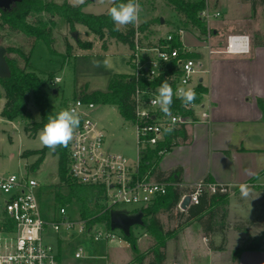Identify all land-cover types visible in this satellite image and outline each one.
Segmentation results:
<instances>
[{"label":"rangeland","instance_id":"obj_1","mask_svg":"<svg viewBox=\"0 0 264 264\" xmlns=\"http://www.w3.org/2000/svg\"><path fill=\"white\" fill-rule=\"evenodd\" d=\"M55 1L59 4L68 1L73 5L84 4L83 10L93 14H105L111 7L113 0H45ZM209 6L216 8L215 3L219 2L217 9L221 16L213 17L212 26L219 30V36L227 40V35L246 33L250 39L264 40V0H208ZM141 5L140 18L134 27L145 26L143 36L145 42H151L152 39L166 34L179 24L184 23V16L177 13L165 0H139ZM38 19L49 20L50 15L46 12L41 14H31L29 20L36 22ZM164 20L163 23L161 20ZM56 25L53 27L54 48L57 53L52 52L45 41L40 40L36 43L33 52L30 50L33 46V38L25 34L15 32L8 26H0V43L7 49H21L29 55L26 60L16 51H7L6 57L10 60H16L17 64L26 69L36 71L45 80V89L48 92L49 103L56 112L68 107L72 101L83 94H92L94 92H106L110 83L120 74L129 75L133 73V67L129 63L127 55L130 54L129 45L118 41L115 38L106 36L104 38L91 33L88 28L82 24H75V28L61 17H55ZM1 21V20H0ZM132 25L120 27V30L127 32ZM187 33L184 35V42L191 46L193 51L200 54L199 66L200 72L195 76L206 77V71L209 68V49L205 37L197 27L188 25ZM78 31V39L72 36V31ZM229 34V35H230ZM90 44V48H81L78 41ZM218 39L211 35L210 44L214 51L225 49L226 45L218 44ZM71 45L70 53H67V46ZM109 48V49H108ZM107 50V51H106ZM212 56H219L212 54ZM100 61V66L96 67L93 61ZM107 60L105 65L103 62ZM118 72V73H117ZM122 72V73H121ZM120 73V74H119ZM61 77L60 82H54V77ZM56 91V92H55ZM5 102V98L0 99V109ZM29 108L32 113V119L22 120L16 118L12 121L3 118L0 114V175L9 176L17 174L20 177H35L41 185L39 199L46 219H58L59 209L62 205L56 202V192L67 193V186L62 183L59 177L58 155L55 151L46 149L44 160L41 165L34 169V163L39 158V154L23 157L26 150H39L44 148L38 139V133L34 137L31 131H26V126L32 128L33 121L40 120L39 108L30 98ZM198 110V109H197ZM200 113V111H197ZM93 118L104 126L106 133L104 150L109 153L125 156L131 166L138 162V139L135 125L132 121L124 119L117 106L109 104H98ZM32 136V137H31ZM250 187L249 193L245 196L241 188H235L227 191L233 195L242 206L247 207V200H256L261 194L259 186L254 182L247 184ZM10 194L0 189V225L6 217L5 202ZM233 199V198H232ZM159 200L144 209H150L156 206ZM106 206L105 201L98 202V205ZM219 208L217 224L227 226L234 218V209L231 208L229 221L220 220L222 214L227 213L230 208L229 198ZM66 206L67 214L71 219L76 220L81 217V205L78 202H71ZM252 207V206H251ZM138 211L143 210L138 205H124L122 210ZM148 209V211H149ZM147 211V210H146ZM148 211L146 213H148ZM182 209L177 206L172 211L160 209L156 213L145 215L144 222L146 226L135 225L132 228L135 237L137 249L124 238V233L117 229L116 232L121 240L99 242L92 241L87 235H78L76 232L67 233L64 229L59 232L48 228L44 240L52 245L60 256V264H160L156 260L155 253L152 251L156 240L153 229L151 228L152 219L158 218L163 223L165 232L173 231L180 226H184L186 215ZM244 212V210H239ZM144 212V211H143ZM134 213V212H131ZM145 214V212H144ZM260 214V213H259ZM263 215H258L257 219L236 221L237 226L242 229H248L241 238L236 233L235 239L242 246L249 244L264 234ZM261 219V220H260ZM97 224V223H96ZM106 225V222H99L98 227ZM199 228V224H196ZM197 227L187 228L172 237H166V260L161 264H230L232 263L233 237L227 243L226 251L214 254L209 250L208 243L211 245L221 244L220 234L213 233L212 236L205 237V233ZM150 228V229H149ZM241 229V230H242ZM239 230L241 233L244 231ZM72 234V235H71ZM227 234V233H226ZM240 237V238H239ZM239 238V240H238ZM208 242V243H207ZM82 247L81 257L76 258L75 253ZM221 261L216 263L215 260ZM230 261V262H229ZM233 264V263H232Z\"/></svg>","mask_w":264,"mask_h":264},{"label":"built area","instance_id":"obj_2","mask_svg":"<svg viewBox=\"0 0 264 264\" xmlns=\"http://www.w3.org/2000/svg\"><path fill=\"white\" fill-rule=\"evenodd\" d=\"M219 16L220 10L210 7L208 0H205V8L201 11L200 18L207 25L204 37L205 41L209 42L207 47L210 54L249 52L251 39L247 34H230L227 36L225 49H212L211 21L213 17ZM186 33L187 28L180 25L152 39L151 42H145L143 31L138 26L135 27L134 46L128 56L134 69L131 75L136 80L133 123L138 139V162L135 166L129 164L127 157L104 150V127L93 118L98 104L85 101L79 96L68 105L67 108H74L80 115V126L68 149V176L82 184L102 185L105 188L106 206L94 217L108 211L122 210L124 205L147 208L167 195L170 189L179 196L178 206L181 208L186 197H190L189 205H196L204 192L227 191L224 186L206 180L183 184L176 181H158L151 179L149 174L140 176L138 173L141 156L147 148L156 150L159 156H163L172 148L174 139L169 145L160 147L167 141L166 128H172L173 133L198 117L205 121L211 119L213 104L206 92L188 109L183 106L171 108V117L165 116L160 112L158 105L152 103L157 89L164 81H167L174 91L178 86H183L191 87L196 92L199 84H202L200 77L194 79L202 64L198 61L199 57L187 56L196 52L184 42ZM175 39H178L181 45H175ZM60 81L61 77L55 76L53 83ZM157 81L160 83L153 85ZM176 101L179 99L174 96L172 107ZM0 189L10 194L5 202L6 217L0 225V264H60L58 252L44 240L48 228L56 232L64 229L69 234L76 232L78 235H87L96 242L121 240L116 230L111 229L108 224L98 227L97 223L90 227L89 223L94 217L71 219L64 205L59 209L58 219H46L39 199L38 190L41 185L35 177L0 175ZM82 253L83 248L80 247L75 257H81Z\"/></svg>","mask_w":264,"mask_h":264},{"label":"trees","instance_id":"obj_3","mask_svg":"<svg viewBox=\"0 0 264 264\" xmlns=\"http://www.w3.org/2000/svg\"><path fill=\"white\" fill-rule=\"evenodd\" d=\"M169 6H171L177 13L184 16V23L178 26L192 25L197 27L201 34L205 35L207 31L206 23L200 18V13L205 8V0H165ZM125 2V0H115V3ZM114 6V0L111 7ZM84 4L73 5L68 1H64L59 4L55 1H45V0H17L13 5L12 9L9 11L0 10V26H8L11 30L15 32H20L25 34L27 37L33 38V46L30 50V54L33 52L36 43L43 40L48 45L49 49L57 53L54 48V36L53 27L56 25L55 17H61L66 20V22L71 26L72 29L75 28V24H82L88 28L91 33L98 35L101 38L107 35L111 38H115L124 44H127L132 48L134 46V34L135 27L132 25L127 32H123L120 29L114 30L115 25L108 16V12L105 14H93L83 10ZM46 12L50 15L49 20L38 19L36 22H31L29 17L31 14H41ZM145 29V26H141L140 30ZM214 32V30H213ZM257 43L264 44V40L255 39ZM81 48H90V44H85L81 40L78 41ZM175 45H181L178 39L174 41ZM72 49L71 45L67 46V53H70ZM16 51L21 56L29 60V55L25 54L21 49H7V51ZM188 57L197 58L199 55L197 53H189ZM9 66L11 68V76L3 78L0 77V98H5V104L1 111V116L7 120H14L16 118H21L22 120L32 119V113L29 108V100L32 98L34 103L39 108L40 120L33 121L32 128L27 125L26 131H31L35 137L37 133L42 129L44 124L47 122V116L56 112L53 110L49 103L48 92L45 89L46 82L41 77L39 73L33 70H26L17 64L16 60H10L7 58ZM160 81L153 83V85H158ZM145 84V82H143ZM136 88V80L132 75L120 74L114 78L110 83L109 89L106 92H94L92 94H83L82 98L88 102H94L96 104H109L115 105L119 109L121 116L129 121H135V104H134V93ZM207 89L199 84L197 87V99L200 100L202 93H205ZM259 105L262 110H264V101L259 100ZM176 107H182L179 101H176L173 109ZM182 129L177 132L168 133L167 141L163 145H169L173 138L178 135V132L182 133ZM32 137V136H31ZM46 147L39 150H26L22 155L27 157L33 154H39V158L34 163V169L38 168L45 157ZM68 149L67 147L58 148L55 153L58 155V168L59 177L62 183H64L67 188V193H62L60 191L56 192V202L60 205H66L71 202H78L81 205L80 215L82 218H92L99 214L104 206L98 205L99 200L104 201L105 188L102 185L95 184H82L68 176ZM162 156L157 155L156 150L147 148L142 156L141 162L139 164L138 173L140 176L146 174L155 173L158 165L161 161ZM211 182V181H209ZM227 189V186H224ZM221 188V187H219ZM228 192H221L220 190L215 193L204 192L200 196V201L196 205H192L185 213L187 219L186 222L199 221L205 233V237L212 236L213 233L218 229H224V226L217 224V216L219 208L228 200ZM179 196L172 189L169 190L168 194L160 198L159 203L152 208L143 209L145 215L151 213H156L160 209H165L166 211H172L178 206ZM148 213H146L147 211ZM226 213L222 214L220 220H225ZM144 220V219H143ZM106 222L110 226V212H105L100 216L91 219L89 225L90 227L99 222ZM186 223V224H187ZM144 227L146 223L143 224ZM184 226L180 228L165 232L161 221L158 218L152 219L151 228L154 232L155 244L152 247V251L155 253L156 260L158 263H163L166 260V237H172L179 233ZM148 228V227H147ZM150 229V228H149ZM206 237V238H207ZM124 238L129 241V243L137 249V244L135 237L133 236L132 230L129 235L124 234ZM222 243L218 248H221ZM260 251L264 250V234H262L257 239L251 241L249 244L242 247H236L232 252V262L233 264H239L241 255L244 251Z\"/></svg>","mask_w":264,"mask_h":264},{"label":"crops","instance_id":"obj_4","mask_svg":"<svg viewBox=\"0 0 264 264\" xmlns=\"http://www.w3.org/2000/svg\"><path fill=\"white\" fill-rule=\"evenodd\" d=\"M218 4L214 6L217 8ZM212 27L218 44L226 45L227 40L221 39L219 30ZM209 55L206 77L200 78L212 100L211 119L205 121L198 117L184 126L182 133L178 132L173 138L172 148L162 156L155 173H150L149 177L183 184L206 180L227 186L229 192L250 182L259 186L261 194L256 200H247V207L229 193L230 208H227L226 218L228 221L231 219V208L235 212L234 218L231 223L227 222L223 230L215 231L221 235L224 244L218 248L222 243L210 246L207 242L209 250L217 254L226 251L232 237V252L236 247H242L235 235L237 233L243 238L249 230L237 226L236 221L246 219L251 222L261 214L264 222V110L259 105V100L264 101V44L251 38L249 52H209ZM192 226L203 230L199 221H190L181 231L186 233L187 228ZM220 261L215 260L216 263ZM239 264H264V250L244 251Z\"/></svg>","mask_w":264,"mask_h":264},{"label":"clouds","instance_id":"obj_5","mask_svg":"<svg viewBox=\"0 0 264 264\" xmlns=\"http://www.w3.org/2000/svg\"><path fill=\"white\" fill-rule=\"evenodd\" d=\"M83 2V0H81ZM141 5L139 0H125V2L115 3L108 9V16L115 25L114 30L120 27L135 25L140 18ZM107 65L108 61L103 62ZM94 66L99 67L100 61H93ZM174 96L180 100L182 106L190 108L197 99V93L191 87L178 86L175 91L172 86L164 81L157 89V95L152 101L158 105L160 112L165 116H172V104ZM80 126V115L74 108H65L58 112H52L47 116V122L38 133V139L42 146L51 151H56L60 147H67L74 139L76 130ZM172 128H166V133H171ZM249 185H240L243 195H247L250 190Z\"/></svg>","mask_w":264,"mask_h":264},{"label":"water","instance_id":"obj_6","mask_svg":"<svg viewBox=\"0 0 264 264\" xmlns=\"http://www.w3.org/2000/svg\"><path fill=\"white\" fill-rule=\"evenodd\" d=\"M17 0H0V10L9 11ZM163 23V19L161 20ZM72 36L77 40L78 31H72ZM7 48L0 43V77L6 78L11 76V68L7 61ZM56 92V91H55ZM190 204V197H186L182 203V208L186 209ZM144 212L138 210L134 213L128 210H113L110 212V227L113 230L120 229L125 235H129L133 226L144 224Z\"/></svg>","mask_w":264,"mask_h":264}]
</instances>
